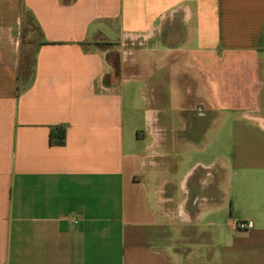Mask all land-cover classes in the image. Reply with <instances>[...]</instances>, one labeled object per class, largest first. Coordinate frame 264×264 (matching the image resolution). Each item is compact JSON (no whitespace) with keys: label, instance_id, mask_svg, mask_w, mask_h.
I'll list each match as a JSON object with an SVG mask.
<instances>
[{"label":"crops","instance_id":"0c3cea01","mask_svg":"<svg viewBox=\"0 0 264 264\" xmlns=\"http://www.w3.org/2000/svg\"><path fill=\"white\" fill-rule=\"evenodd\" d=\"M0 264H264V0H0Z\"/></svg>","mask_w":264,"mask_h":264},{"label":"built area","instance_id":"2783aa9c","mask_svg":"<svg viewBox=\"0 0 264 264\" xmlns=\"http://www.w3.org/2000/svg\"><path fill=\"white\" fill-rule=\"evenodd\" d=\"M72 222L76 223V220H74ZM234 226L238 229H247V228H250L252 226V223L250 221H236L234 223Z\"/></svg>","mask_w":264,"mask_h":264},{"label":"trees","instance_id":"16d2710c","mask_svg":"<svg viewBox=\"0 0 264 264\" xmlns=\"http://www.w3.org/2000/svg\"><path fill=\"white\" fill-rule=\"evenodd\" d=\"M62 139H63V135L61 136V138H60V140H59V141H60V142H62Z\"/></svg>","mask_w":264,"mask_h":264}]
</instances>
